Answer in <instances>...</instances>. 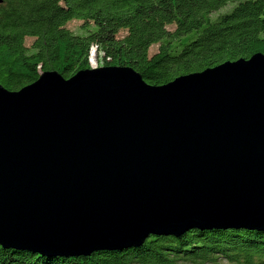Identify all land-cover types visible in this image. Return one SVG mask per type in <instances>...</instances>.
Instances as JSON below:
<instances>
[{
    "label": "water",
    "instance_id": "1",
    "mask_svg": "<svg viewBox=\"0 0 264 264\" xmlns=\"http://www.w3.org/2000/svg\"><path fill=\"white\" fill-rule=\"evenodd\" d=\"M230 228L264 232V54L160 87L128 67L0 86L4 248L89 256Z\"/></svg>",
    "mask_w": 264,
    "mask_h": 264
},
{
    "label": "trees",
    "instance_id": "2",
    "mask_svg": "<svg viewBox=\"0 0 264 264\" xmlns=\"http://www.w3.org/2000/svg\"><path fill=\"white\" fill-rule=\"evenodd\" d=\"M72 21L82 25L70 30ZM27 40H33L30 46ZM153 46L159 49L151 56ZM93 47L102 54V67L132 68L148 85L165 86L264 54V0L0 3V86L9 92L34 84L46 72L69 79L91 70ZM0 264H264V232L192 229L89 256H49L0 245Z\"/></svg>",
    "mask_w": 264,
    "mask_h": 264
},
{
    "label": "rangeland",
    "instance_id": "3",
    "mask_svg": "<svg viewBox=\"0 0 264 264\" xmlns=\"http://www.w3.org/2000/svg\"><path fill=\"white\" fill-rule=\"evenodd\" d=\"M234 5L230 4V8H232ZM230 10V9H229ZM82 25V22H78V21H72L67 25V28H69L70 30L76 31L80 26ZM174 27H170V30H173ZM33 40H27V45L30 46L32 44ZM159 47L158 46H153L150 50V55H154L157 51H158ZM90 63L92 65V67H95L96 64L99 65V67L104 66L102 64V54H99L96 51V48L93 47L92 48V53H91V58H90Z\"/></svg>",
    "mask_w": 264,
    "mask_h": 264
},
{
    "label": "bare ground",
    "instance_id": "4",
    "mask_svg": "<svg viewBox=\"0 0 264 264\" xmlns=\"http://www.w3.org/2000/svg\"><path fill=\"white\" fill-rule=\"evenodd\" d=\"M97 67H99V65H98V64H96L94 68H97Z\"/></svg>",
    "mask_w": 264,
    "mask_h": 264
}]
</instances>
